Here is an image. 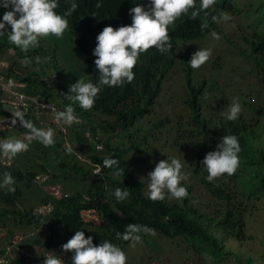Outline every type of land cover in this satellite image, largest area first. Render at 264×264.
Returning <instances> with one entry per match:
<instances>
[{"label": "trees", "instance_id": "trees-1", "mask_svg": "<svg viewBox=\"0 0 264 264\" xmlns=\"http://www.w3.org/2000/svg\"><path fill=\"white\" fill-rule=\"evenodd\" d=\"M71 0H58L56 11L63 14L70 8ZM78 8L69 17V28L61 38L49 36V44L45 46L43 38L39 39L38 47L24 53L14 44H11L7 35L0 36V51L13 49L14 54L23 59L25 55L34 58H46L42 64L33 62L31 69L22 66L19 61L13 60L0 75L15 76L23 86L18 90L27 98H36L40 102L49 103L61 111L64 106L72 103L75 114L80 118V124L57 127V122L49 120V128L55 131L54 146L44 147L39 141H32L29 150L18 154L10 164L0 161V178L7 171L15 180L14 193L0 188V221L4 225L8 221L22 222L28 227H39L35 235L22 239L21 244L39 246L46 254L54 251L66 253L62 245L66 243L76 231H84L85 236H92L95 245L108 240L121 249L131 243L117 236L123 233L129 223L147 225L155 229L156 233L169 239H175L185 244L193 253L206 254L212 259H222L230 254L222 245V237L237 241L245 240V216L249 201L258 198L264 190V145L254 146L251 141L264 134V104L250 109L254 114L246 118L239 114L235 121H230L224 114L207 117L204 112L203 98L206 95V80L194 82V69L190 67L192 47L183 55L177 54L181 42H193L203 38L209 31L216 28V23L210 16L200 12L196 19H190L191 11L177 19L169 26V36L172 48L161 54L155 48L141 53L135 65L134 79L131 83L125 82L119 87L102 86L91 110L80 108L78 103L67 100L64 96L69 88L64 90L61 82L63 70L57 67V49L66 43L74 48L82 62L78 70H74V84L78 78L85 77L96 83L99 79V70L94 63L93 55L97 35L105 26L118 28L130 25L132 17L129 9L136 5H143L147 10L150 0H99L101 6L96 7L98 0H76ZM200 0H196L199 9ZM239 12L232 0H216L208 11L219 14L233 10ZM10 9L0 7V20L4 12ZM18 18V17H17ZM206 22L208 28L202 30L201 23ZM8 31L11 26L6 25ZM47 39V38H45ZM249 46L247 55L253 62V70L264 88V29H254L250 38L243 37ZM58 40V41H57ZM56 41L58 43H56ZM65 58L67 57L64 54ZM181 58L183 83L186 94L184 97L185 114L175 118L165 115L160 120L143 127L140 123L155 107V103L162 91L164 80L170 70ZM52 62V64L50 63ZM209 89H214V81H210ZM70 84V85H71ZM0 86V96L2 93ZM12 111L19 110L26 120H31L36 127L42 128L39 117L55 116L49 109H43L36 103L25 106H16ZM9 106L0 100V116L16 118ZM51 114V115H50ZM93 114L105 117H93ZM18 121V118H16ZM52 119V118H51ZM172 122V123H171ZM174 122V124H173ZM169 127L167 128V126ZM16 127V125H15ZM167 128L170 143L178 149L190 146L191 158L194 164L193 173L198 183L215 201L213 210L208 204H202L195 198L193 185L185 180L182 186L188 190V196L183 200L168 199L167 190L163 201H152L147 198V188L143 181L136 177L130 158L131 152L146 153L151 148L148 134L154 128ZM64 128L66 131H64ZM90 130V137L101 130L102 137L92 140L88 148L84 149L88 162H77L73 152L67 151L63 140L71 138L78 145L81 138ZM171 129V131H169ZM142 133V134H141ZM236 135L242 151L239 153L240 166L232 176L224 174L212 182L207 180V169L202 161L209 151L216 150L217 144L225 135ZM60 135V137L58 136ZM64 139H63V138ZM125 138L128 141H125ZM157 139V136L155 137ZM84 146V143H82ZM81 146V145H80ZM98 146L102 147V151ZM85 147V146H84ZM176 148V149H177ZM61 152V158L58 159ZM22 154V155H21ZM81 154H84L81 151ZM105 156L119 161V167L124 169L123 176L115 175V168L103 166ZM52 158V162L49 161ZM54 166L55 169L51 170ZM100 169L99 174L97 169ZM48 181L60 183L64 191L61 197L39 190L32 200L26 193L34 186L36 175L39 172L48 174ZM50 176V177H49ZM80 186L82 190L71 192ZM119 187L129 191V197L124 201H117L113 195ZM48 207L47 212H34L37 206ZM92 210L101 218L103 224L96 225L85 220L83 211ZM43 232V236L41 233ZM143 236V233L141 234ZM6 254L5 248L0 247V257ZM72 257V252H67ZM5 260V257H3ZM71 259V258H70ZM22 262L23 259H19ZM248 260L241 264H248ZM17 262V261H16ZM14 261L7 264H14ZM2 264H5L2 262Z\"/></svg>", "mask_w": 264, "mask_h": 264}, {"label": "rangeland", "instance_id": "rangeland-1", "mask_svg": "<svg viewBox=\"0 0 264 264\" xmlns=\"http://www.w3.org/2000/svg\"><path fill=\"white\" fill-rule=\"evenodd\" d=\"M232 1L240 11L235 12L234 9L226 11L232 19L228 22L216 23V28L213 31L219 35V40L213 39L211 36V32L213 31H209L203 38L196 41L181 42L177 52L179 56L183 55L190 47L193 49L192 54L199 48H212V56L209 61L199 69H194L193 76L195 83L200 81L202 77L206 80L205 89L207 92L203 98V105L206 110L204 114L207 117H215L221 114L227 116L229 106L234 98H238L242 109L240 114H244L246 118H250L254 112L245 108L244 104L248 108L264 104V88L259 81L257 72L253 70V62L247 55L249 46L243 39L245 36L250 38L254 29H264V0ZM46 38H43L45 46L49 44V37ZM57 41L56 43H58ZM57 52V67L65 72L63 73L61 82L64 84V90H67L73 82L71 73L75 69L78 70L80 68L82 60L74 48L66 43L61 44ZM64 54H66V58ZM13 60H20L14 54L13 49H8L5 52L0 51V73ZM50 63L52 64V62ZM181 65V58L178 57L177 62L164 80L162 91L155 103L154 109L140 122L143 127L160 120L165 115L175 118L179 114H185L184 97L186 89L183 83L184 71ZM28 69L30 70L31 66H28ZM5 78L0 75V86L2 88L0 100L4 105L9 106L10 112H13V114L20 113L19 110L12 111L11 109L19 105V100L20 105L24 104L23 106L34 103L38 106L43 104V102H40L36 98L25 97L18 91L23 84L20 83L17 77L9 76L7 79ZM210 81H214L216 84L212 90L209 89ZM51 116L45 115L39 117L42 128H49L47 124L49 120L56 121L54 116ZM93 117L102 118L105 116L93 114ZM13 119L15 118L0 116V141L12 136L20 139L25 137L27 130L20 126L19 120L16 124H13ZM62 126V121L57 122V127L62 128ZM167 128H163L164 132H161L160 127L154 128L146 134V138L149 139L148 144L151 145L148 152L141 153L135 151L130 153L136 177L144 182L148 190V173L154 170L156 163L160 160L174 156L180 159L183 165L182 172L187 176L185 181L194 186L193 193L195 198L202 204H208L209 209L212 211L215 201L210 198L202 185L198 183L197 176L193 173L194 168L191 163L194 164V162L191 158L192 151H190L192 148L187 145L184 148L178 149L172 145L170 143V136L172 135L168 134ZM64 131H66L65 128ZM86 131V136L81 138V146L71 138L63 140L64 146L67 148L71 147L75 161L77 162H88L84 149L88 148V144L90 145L92 140L102 137L101 130H99L89 139L88 136L91 135V132L89 129ZM156 136L157 139H155ZM125 141L127 142L128 139L125 138ZM82 143H84L85 147ZM251 143L254 146H258L259 144L264 145V134L252 140ZM81 151L84 154H81ZM57 154H59L58 159H60L62 157L61 152L57 151ZM2 159L7 164L13 161V159L8 160L0 155V161ZM49 161L52 162V158H49ZM54 169L55 167L52 166L51 170ZM51 170H49L48 174L39 172L36 175L34 186L26 193L27 197L34 200L39 190L57 197H61L63 192H70V190L64 191L59 182L48 181L47 175L53 173ZM76 190L82 189L80 186H77L71 192ZM36 204L34 212H47L48 207L40 205L39 202H36ZM83 215L85 220L91 221L93 224H103L101 218L92 210L83 211ZM39 230V227H28L20 221H8L4 225L0 221V247L6 250V254L3 256L5 260L3 257H0V264L2 262L7 264V262L11 261H14V264H44L43 249L32 244H21L23 238L35 235ZM245 234L247 238L243 241L222 237L223 248L225 251H229L230 254L225 255L220 260L212 259L203 253H193L185 244H180L175 239L165 238L158 233L155 236L143 234L142 243L136 244L135 247H132L130 243L122 250L127 256L126 264H241L248 260V258V264H264V190L259 194L258 198L249 201L245 216ZM41 235H44L43 232ZM50 254L54 255V251L47 253L46 256ZM56 256H59L64 264H72L70 255L58 253ZM20 258L23 259L22 262L18 261Z\"/></svg>", "mask_w": 264, "mask_h": 264}, {"label": "clouds", "instance_id": "clouds-1", "mask_svg": "<svg viewBox=\"0 0 264 264\" xmlns=\"http://www.w3.org/2000/svg\"><path fill=\"white\" fill-rule=\"evenodd\" d=\"M68 2V0H66ZM216 0H200L199 9L196 0H150L147 8L143 5H136L129 9L132 17L130 25H122L114 28L111 25L105 26L97 35L96 46L93 55L96 57L94 63L99 70V79L96 83L80 77L74 84L69 86V93L64 96L67 100L78 103L80 108L91 110L95 99L101 91L102 86L119 87L125 82L131 83L134 79L133 69L138 62L141 53L155 48L161 54L169 52L172 43L169 36V26L191 11L190 19H196L200 12L210 16L213 23L228 22L232 17L221 11L219 14H212L208 10L213 7ZM101 4L98 0L96 7ZM0 7L10 9L4 12L0 20V36L7 35V39L24 53L38 47L39 39L49 36L61 38L69 28L67 17L71 16L78 4L71 0L70 8L63 14L56 11L59 7L58 0H0ZM18 17V18H17ZM6 25L11 26L8 31ZM206 22L201 23V29H207ZM213 39L219 40L216 32H211ZM212 56V48H199L189 60L192 69H199L209 61ZM46 58L36 56L34 58L24 56L19 61L22 66H30L35 62L42 64ZM241 105L238 98H234L229 106L227 119L235 121L241 112ZM55 120L62 121L67 126L80 124L79 117L75 114L72 103L64 106L61 111H56ZM18 118L20 126L27 130L23 139L12 136L0 141V155L12 160L18 154L29 150L32 141H39L44 147L54 146V130L52 128H38L31 120H26L20 113L14 114ZM12 123L16 124L17 119ZM102 151V147L98 146ZM70 153L71 147L67 148ZM242 151L239 139L236 135H225L217 144L216 150L209 151L203 161L207 169V180L214 181L218 177L227 174L232 176L240 166L239 153ZM105 168H115V175L123 176L124 169L119 167V161L115 158L105 156L103 159ZM183 165L180 159L170 156L162 159L154 170L147 175L149 179L147 198L152 201H163L167 190L168 199L183 200L188 196V190L182 186L181 181L187 179L182 172ZM99 167L97 173L99 174ZM15 180L10 172L5 171L0 178V188L7 192L16 191ZM117 201L126 200L130 193L126 189L117 187L113 193ZM155 236V229L138 223H129L125 231L117 236L124 241H131V246L142 243L141 234ZM64 252H72V264H126V253L114 243L104 240L101 244L95 245L92 236H85L84 231H76L75 234L62 245ZM44 264H64L63 260L56 255L45 256Z\"/></svg>", "mask_w": 264, "mask_h": 264}, {"label": "built area", "instance_id": "built-area-1", "mask_svg": "<svg viewBox=\"0 0 264 264\" xmlns=\"http://www.w3.org/2000/svg\"><path fill=\"white\" fill-rule=\"evenodd\" d=\"M19 105L18 106H23L24 104L20 105V100L18 101ZM45 104V105H44ZM37 105V104H36ZM44 105V106H43ZM38 106V105H37ZM39 107L43 108V109H49L51 112L54 113L53 109L56 110V107L52 104L49 103H43L42 105H40ZM55 115V114H54ZM80 119V118H79Z\"/></svg>", "mask_w": 264, "mask_h": 264}]
</instances>
